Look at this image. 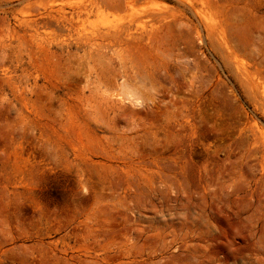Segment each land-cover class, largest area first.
Listing matches in <instances>:
<instances>
[{"label":"rangeland","instance_id":"rangeland-1","mask_svg":"<svg viewBox=\"0 0 264 264\" xmlns=\"http://www.w3.org/2000/svg\"><path fill=\"white\" fill-rule=\"evenodd\" d=\"M0 264H264V0H0Z\"/></svg>","mask_w":264,"mask_h":264}]
</instances>
